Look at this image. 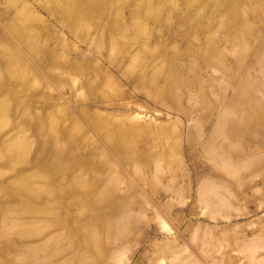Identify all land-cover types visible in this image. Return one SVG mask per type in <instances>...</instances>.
Masks as SVG:
<instances>
[{
  "label": "rangeland",
  "instance_id": "1",
  "mask_svg": "<svg viewBox=\"0 0 264 264\" xmlns=\"http://www.w3.org/2000/svg\"><path fill=\"white\" fill-rule=\"evenodd\" d=\"M0 264H264V0H0Z\"/></svg>",
  "mask_w": 264,
  "mask_h": 264
}]
</instances>
